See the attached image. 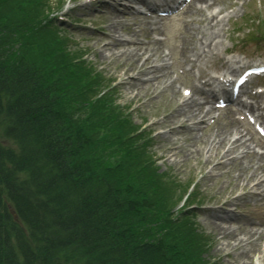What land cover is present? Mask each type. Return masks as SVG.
Masks as SVG:
<instances>
[{"label":"rangeland","instance_id":"1","mask_svg":"<svg viewBox=\"0 0 264 264\" xmlns=\"http://www.w3.org/2000/svg\"><path fill=\"white\" fill-rule=\"evenodd\" d=\"M83 1L10 0L9 5L4 2L2 6L7 7L8 14L5 15V10L2 8L1 20L3 23L8 20L10 24L6 23L8 32L1 31L0 50L4 49V54H7L10 47L14 49L17 46L16 51H19V56L37 63L49 78L57 81L56 85L62 81L66 82L61 89L64 101L68 105L67 109L69 108L73 113L68 117L69 133L71 140H78L82 146L77 155L78 161L81 165L84 163L83 166L88 170L87 175L114 180L120 198L125 203L122 210L123 219L128 222L127 227L134 228L133 233L137 232L136 226L140 225L139 222L142 223L141 227L146 226L151 229L152 240L148 239L147 233L143 235L141 229L134 234L136 237L130 236L131 232L125 233L130 246L139 247L138 252L144 261H152V264H234L233 261L236 260L235 264H238L241 260L236 259L238 257H234L233 254H240L243 248H236L237 250L233 248L235 250L233 251L227 247L229 250L224 251L225 248L221 247L223 240L206 222V218L210 215L209 208L215 206L231 208L229 204L225 206L222 205V201L219 203L216 201L218 197L221 198L220 196L227 193V188L222 187L220 180H214L217 179L215 177L205 179L202 177L197 168L203 162V158L173 164L166 162L165 159L171 155L164 153L162 146L166 145L168 137L177 139L183 150L191 143L190 137L183 139L184 141L180 140L184 133L181 130L173 134L163 127H157V125L152 127L153 123L162 119L168 109L175 108L171 93H163L161 96L157 94L143 96L145 92L142 91L139 100L133 99V94L126 95L127 90L125 85L120 83L121 73H118L117 68L120 63L124 64L123 67H128L134 64L133 61L127 63V59L122 58L117 60L120 63L114 60L108 63L99 53L100 47L104 44H110V48H117L116 45H111L113 42L103 33L113 35L109 24L114 22L112 19L115 16L116 18L123 16L113 10L111 12L108 9L80 6ZM61 2L64 7L61 12H58L57 8ZM260 3V7L249 3L243 7L236 5L238 10L233 9L235 7L226 9L227 12L231 10L234 12L231 22L223 30L222 37L228 46L247 44V40L256 38L264 32V0H260ZM73 5L74 8H72ZM20 14L28 16L29 20L35 19L34 22L37 25L35 30L25 36L24 41L19 39L21 42L16 45L15 43L19 40L16 41L13 36L12 28L21 22ZM58 16H60L59 19H57ZM45 17L50 18V24L45 25ZM21 19L26 20L25 17ZM259 20L261 24L258 25ZM246 22L252 24L245 25ZM123 48L124 45L118 46V49ZM257 48L259 47L255 49L249 47V50L264 57V46ZM82 57L85 59L84 63L67 65V62ZM149 75L142 76V79H148ZM77 81L81 83L80 87H75ZM93 86L95 88H91ZM109 86L112 88L94 104L96 108H92V105L87 103L91 101L89 98L95 95L98 98L101 96V93L100 95L98 93L101 90H107ZM177 89L175 98L181 97V90ZM138 91V89L131 90L130 93L135 94ZM187 126H191L190 122ZM4 130L5 125L3 121H0V144H4V148H14L13 142L5 138ZM119 139H124V143L118 145L119 147L111 148L112 143ZM126 147L127 151L121 153V150ZM182 158L183 154L179 153L177 160L182 161ZM151 160H156L155 164L148 166ZM144 162L147 167L140 168ZM220 171L217 170L216 174L219 175ZM231 175H227V178L222 177L223 180L228 179V186L232 185L229 182L233 178ZM21 178V176L18 177V179ZM12 179L17 180L13 177L9 180L10 183ZM192 182L195 186L189 201L197 206L192 211L191 208H187L185 212H182L184 214L174 216L176 211L183 208L181 207L183 200L180 199L183 198ZM235 192L229 200L233 199ZM7 193L8 191L2 186L0 203L3 207H0V211L3 213L10 210L11 206V199L9 195L6 196ZM249 195H243L242 199H246ZM169 208H171V215H168ZM127 211L131 213L129 218L126 215ZM134 211L136 216L133 215ZM248 216L250 217L251 214H247L249 220ZM256 216L252 215L254 218ZM258 218H263L264 221V217ZM225 223L229 224L228 221ZM234 224L236 225L232 223L233 226ZM255 225L253 222L248 227L255 228L257 226ZM226 242H232V240ZM258 253H253L252 256L255 257ZM251 260L252 257L249 263Z\"/></svg>","mask_w":264,"mask_h":264},{"label":"trees","instance_id":"2","mask_svg":"<svg viewBox=\"0 0 264 264\" xmlns=\"http://www.w3.org/2000/svg\"><path fill=\"white\" fill-rule=\"evenodd\" d=\"M9 1H0V35L8 30L1 15L3 10L8 14L2 4ZM34 20L20 14L21 22L12 28L16 41L35 30ZM16 47L7 54L0 50V121L15 146L0 144V188L11 199L10 210L0 211V264H152L125 238L141 229L152 240L151 229L139 222L133 233L123 219L125 203L114 180L87 175L78 161L82 146L69 133L73 113L61 89L66 82L56 85ZM80 86L77 81L75 87ZM114 142L111 148L124 139ZM13 177L17 180L10 183Z\"/></svg>","mask_w":264,"mask_h":264},{"label":"bare ground","instance_id":"3","mask_svg":"<svg viewBox=\"0 0 264 264\" xmlns=\"http://www.w3.org/2000/svg\"><path fill=\"white\" fill-rule=\"evenodd\" d=\"M111 1L117 5L120 2V0ZM203 2L206 3L204 0ZM204 6V8L193 7L189 10L190 16L196 14V19L202 24L200 28L196 27L195 29L199 31L192 37H186L185 34H182L179 40L182 41L184 46L168 49V54H163L161 51L159 40H150L148 44L152 45L151 48L145 43L139 44L137 39L138 32L130 24L129 26H125V28L130 33L129 39L136 44L131 41L128 43L127 41L120 40L123 37L114 35L112 37L113 43H116V45L117 43H122V45L131 46V48L124 50L113 48L111 50L108 44H104L100 47L99 53L102 59L107 60L108 63L112 60L120 63L117 60H121L122 58H126L127 63L133 61L134 64H130L128 67H123L124 64L120 63L117 68L118 73H121V83L126 86V95L133 94V99L139 100L142 91L145 92L143 96L147 94L161 96L163 93H171V99H174L175 108L168 109L163 114L162 119L153 123L152 127L157 125V127H163L173 134L181 130L184 133H182L180 140L190 137L189 141L191 143L185 146V150H183L180 148L182 146L179 145L177 139L168 137L166 145L162 146L164 153L171 155L165 159L168 164L203 158V162L197 168L198 172L202 174L204 179L217 178L214 180H220L223 185L222 187L227 188V193L220 196L221 198L218 197L217 203L222 201V205L227 206L229 204L239 209H245L248 205H252V213L263 215L259 210L262 208L260 201L264 199V152L259 153L254 147L247 144L249 140L247 138L248 134H245L244 131L247 133L249 131L243 128L238 120H235L233 116L227 113L224 114V122L223 120L218 122L217 127L211 128V126H208L206 129H203L201 126L202 122L214 110L211 102L207 99L206 93L203 90L195 89L191 85L193 88L190 91V96L175 98L178 91L177 84L180 82L179 80L169 79V77L173 76V71L171 66L166 65L165 60L167 56L171 57L172 51L180 49L179 54L182 56L185 66L187 65L191 69L195 68L201 71L203 65L206 64V61L220 45V41L218 40H220L221 31L218 32L215 29L219 27V23L221 25L222 19H219L215 12L211 11L212 6L208 7L206 4ZM118 23L121 24L120 22ZM148 23L150 24V22ZM148 23L144 20L145 26ZM154 23L153 25H155ZM110 27L116 31L119 25L112 23ZM172 39H177V36L174 35ZM107 49L108 51H105ZM176 65L181 66L178 62H176ZM147 74H151L148 79L144 80L141 78V76ZM203 84L210 85L207 81H204ZM136 89L139 90L137 93H130L131 90ZM256 96L257 98L260 97L257 94ZM259 109L264 114V105ZM188 122L192 124L190 127L187 126ZM211 123L209 122L208 124ZM179 153L183 154L182 161L177 160ZM161 156L163 157V155ZM217 170H221L219 175L216 174ZM227 175L233 177L232 180H229L232 185L228 186V179H222V177L227 178ZM235 191H239V194L233 196L232 200H229ZM241 192L242 194L244 192H252L255 195L250 200L245 199L241 201ZM209 210L210 215L206 218L207 225L216 231L220 239L223 240L224 243H221V247L225 248L224 251H228L229 249L235 251L237 250L236 248H243L240 254H233L234 257H238L236 259L241 260L238 264H264V242L263 244L260 242L263 231L260 230V226L249 228L245 225L249 220L247 221L245 218L242 219L240 217L237 220L240 222L236 223L237 225L233 227L232 224L217 223L216 219L221 216L224 209L215 206L209 208ZM240 214L244 215L242 212ZM241 223L243 226H240ZM225 240H232V242H226ZM256 252H259L258 255L255 254L256 256L253 257L252 254ZM251 257L252 260L249 263ZM233 262L235 264L237 261Z\"/></svg>","mask_w":264,"mask_h":264}]
</instances>
